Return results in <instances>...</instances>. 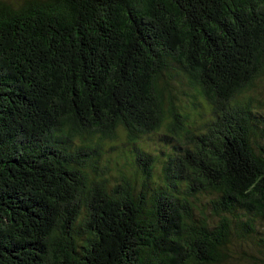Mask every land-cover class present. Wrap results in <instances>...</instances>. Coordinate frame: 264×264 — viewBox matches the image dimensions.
I'll return each mask as SVG.
<instances>
[{"label":"trees","instance_id":"obj_1","mask_svg":"<svg viewBox=\"0 0 264 264\" xmlns=\"http://www.w3.org/2000/svg\"><path fill=\"white\" fill-rule=\"evenodd\" d=\"M176 70L211 113L193 147ZM262 74L264 0H0V264L228 261L264 219ZM119 128L170 152L109 190L88 171Z\"/></svg>","mask_w":264,"mask_h":264},{"label":"rangeland","instance_id":"obj_2","mask_svg":"<svg viewBox=\"0 0 264 264\" xmlns=\"http://www.w3.org/2000/svg\"><path fill=\"white\" fill-rule=\"evenodd\" d=\"M165 81L167 82L165 108L170 106L168 102L171 101L177 113L181 115L179 117L169 114L168 121H171L172 127L180 128L182 127L181 124L186 123L184 117L187 115L189 119L187 125H189V130L192 131V134L189 133L182 136L181 141L193 147L196 142L199 143L194 136V133H198V131L191 127H197L202 122L210 120V110L203 99L199 100L198 96L193 98L192 93L194 90L192 85L180 71L176 70L168 73L162 83H165ZM245 95L252 97L254 105L264 103V74L255 79L254 85L245 92ZM164 132L165 128H162L160 133H151L149 136L136 141V146H133L126 136V132L119 128L116 140L104 141L99 147L100 150L95 155V157L98 155V161L93 164L96 169L93 167L94 171L89 170V175L95 177L98 172L101 178L106 181L109 190L117 189V185L123 184L124 181H132L135 187H139L143 179L141 168L144 166L142 164L146 162V160L138 158L136 149L140 147L155 156L156 170L154 175L158 177L166 158L161 151L170 152V147L162 141V133ZM175 153L178 157H181V149H178ZM155 180L157 181V179ZM202 201H204V198ZM83 211L87 213V209L84 207L81 209V212ZM208 218L209 220L215 219V217ZM86 226L87 223L81 227V230ZM256 230V233L249 234L244 231L245 236L241 239L234 238L235 246L230 248L231 257L223 264H264V219L256 223Z\"/></svg>","mask_w":264,"mask_h":264}]
</instances>
